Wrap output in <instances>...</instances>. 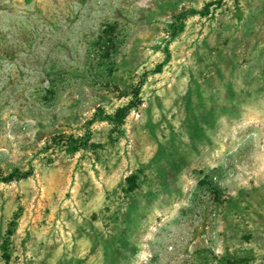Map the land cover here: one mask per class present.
I'll list each match as a JSON object with an SVG mask.
<instances>
[{
  "label": "rangeland",
  "instance_id": "374dc122",
  "mask_svg": "<svg viewBox=\"0 0 264 264\" xmlns=\"http://www.w3.org/2000/svg\"><path fill=\"white\" fill-rule=\"evenodd\" d=\"M0 264H264V0H0Z\"/></svg>",
  "mask_w": 264,
  "mask_h": 264
},
{
  "label": "trees",
  "instance_id": "16d2710c",
  "mask_svg": "<svg viewBox=\"0 0 264 264\" xmlns=\"http://www.w3.org/2000/svg\"><path fill=\"white\" fill-rule=\"evenodd\" d=\"M209 11V7L208 5L205 7L204 11H198V13L200 14H205ZM194 12V11H193ZM197 12V11H195ZM179 18H182V16H180ZM230 83L227 84V86H229V92H228V102L226 104L221 105L222 106V113H228L230 111H232V108L230 106H235V104H230V100L233 98L234 96V91L233 89L230 88ZM140 98H139V89L136 88L134 91V98L132 100H130L128 102V104H126L123 107H120L116 110L114 115H108L106 116L108 119L115 121L117 123H120L123 121V119L126 117V115L128 114L129 110L136 107L139 103H140ZM215 106V105H214ZM27 175V173H25ZM12 177V175L10 176ZM9 180V179H8Z\"/></svg>",
  "mask_w": 264,
  "mask_h": 264
}]
</instances>
